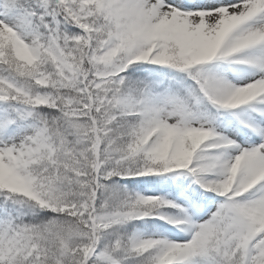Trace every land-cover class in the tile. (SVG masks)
Here are the masks:
<instances>
[{"label": "snow or ice", "instance_id": "6c2138e0", "mask_svg": "<svg viewBox=\"0 0 264 264\" xmlns=\"http://www.w3.org/2000/svg\"><path fill=\"white\" fill-rule=\"evenodd\" d=\"M0 264H264V0H0Z\"/></svg>", "mask_w": 264, "mask_h": 264}]
</instances>
